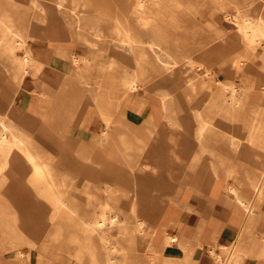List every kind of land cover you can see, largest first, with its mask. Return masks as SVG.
Masks as SVG:
<instances>
[{
    "label": "bare ground",
    "instance_id": "6f19581e",
    "mask_svg": "<svg viewBox=\"0 0 264 264\" xmlns=\"http://www.w3.org/2000/svg\"><path fill=\"white\" fill-rule=\"evenodd\" d=\"M17 6L32 16L0 0V264H9L11 255L14 264H64V254L71 264H198V250L216 264H243L245 258L264 264V0H31L27 8ZM51 37L60 40L55 50L47 43ZM221 43L228 46L223 53L216 48ZM117 45L128 54L118 56ZM225 64L235 72L260 71L252 87L262 99L247 116L245 87L228 73L221 81ZM141 75L148 79L139 87ZM34 77L43 83L32 84ZM57 81L61 87L54 92ZM184 91L190 97H181ZM29 93L36 94L31 101ZM182 102L193 114L175 117V103ZM48 103L56 113L53 127L41 112ZM61 109L68 121L58 118ZM127 109L144 125L161 119L169 128L185 126L180 137L195 145L181 141L179 165L211 174L198 178L208 188L223 175L225 194L245 211L232 240L202 241L204 220L196 214L192 236L167 210L154 220L160 209L143 206L146 195L135 173L128 178L109 161L116 136L137 158L154 132L147 128L138 142L118 130ZM99 122L102 133L80 143L74 127ZM176 139L169 134V143L178 145ZM97 146L108 162L86 166L83 160ZM125 160L130 170L150 169ZM240 172L246 177L238 181ZM181 195L167 198L173 216L192 211L178 202ZM170 225L178 232L169 233ZM175 246L183 253L180 262L166 258Z\"/></svg>",
    "mask_w": 264,
    "mask_h": 264
},
{
    "label": "crops",
    "instance_id": "0c3cea01",
    "mask_svg": "<svg viewBox=\"0 0 264 264\" xmlns=\"http://www.w3.org/2000/svg\"><path fill=\"white\" fill-rule=\"evenodd\" d=\"M52 26L55 27L54 25ZM45 38H44V42L46 43ZM58 41H56L54 37H51L49 38L47 43L51 44V46H53L52 49L55 50L57 47L56 45ZM64 44L65 43L63 41L60 45L64 47L65 46ZM73 47L76 51H82L81 48L77 47L76 42L73 44ZM53 53L54 51L52 52V54ZM54 70L55 69H53V71ZM54 74L57 77V79L60 80V77L62 76L60 71L55 70ZM40 80H41V83H43L44 78H40ZM47 81L50 83L48 79ZM41 83H37V84H41ZM35 95H36L35 93H29V97H30L29 100L31 101V99H34L33 96ZM41 112L42 113L49 112V103L46 104V106L42 108ZM134 113L135 111H132L130 109H127L125 111L124 119L121 121V126L119 127L122 129L123 133H126L129 136L131 135L130 138H133V139L136 138L138 142H141V141H144L145 138L147 137L146 136L148 134L147 128L154 129L153 134H151V136L148 137L149 140L147 143L149 145L150 140L154 141L152 143L154 148H151L150 146L151 144H150L149 145L150 147L148 149L145 150L144 148L143 153L142 152L139 153V155L143 154L144 157H147L145 159V162H141V163L148 164V166L150 167V169H147L145 171H140L141 172L140 181H141V178L145 176L146 172H148L149 175L155 178L160 177L161 179V176L163 175L162 170L160 168L161 164L159 162L161 159L159 158L161 154L157 152H160L159 149L161 148L160 146L162 145V140L167 141L169 150L171 152L170 154H173L174 156L173 160L179 163L178 162L179 160L175 157V154L178 153L177 151L178 147L180 146L181 141H183L185 138L180 137L182 134L180 131H178L179 127L169 128L168 126L162 123L161 119L160 121H157L156 123L153 122L152 124H149V126L144 125L138 120L137 114L136 113L134 114ZM129 114H133L136 116L129 115ZM132 127H136L137 133H135L136 134L135 136H132L130 132ZM169 134L175 135V137L177 138L176 140L178 142L180 141V143L176 146L169 143L168 142ZM171 149L173 152L171 151ZM184 160H185V156H184ZM183 164H185L184 161H183ZM179 166L180 165L178 164V167H176L175 169L174 168L168 169L169 174H165V176H169L170 178L169 179L170 188L165 191L169 192V194H174L176 191H178V193L179 192L182 193V195L179 196L177 199L178 202L187 203V205L191 208V210L192 211L194 210V211L185 212V213L183 212L181 213L180 211H178V214L176 216H173L171 212L168 211V210H171L173 207H171L170 205L168 206V203H167L168 201L166 199L164 200L163 205L161 206L162 209H160L159 216L155 217L154 220L159 221L164 210H167L165 212L166 216L168 218L176 217L180 220L182 219L181 221L183 222L184 233L187 236H192V234L194 233V225L196 224V220L193 215L196 214V215H199V217H202L204 220V222H202L203 229H202L201 238H200L202 241L213 240V241H217L218 243H226L232 240L233 237L235 236L233 227L240 226L243 220L245 211L242 210L237 205H234L231 195L225 194L224 180H223L224 176L221 174L215 176L214 177L215 179L212 180L211 185H209V188H208L204 186L203 182L200 181L198 178L201 176H210L211 174L209 175L201 174L199 170L198 172L194 173V172L186 170L185 168H181ZM127 177L129 178L130 174ZM156 180H158V178H156ZM137 188H138V185H137ZM138 189L140 190V188ZM141 191L146 192L143 189H141ZM167 231L172 234L178 232L176 228H174L171 225L167 227ZM171 250H172L170 252L171 257H175V253H177L178 251L181 252L179 248L177 249L176 246L171 248ZM203 251L204 250L202 251L198 250V252L195 255V258H197L198 260V264H213L212 260L209 258L207 253L205 252L206 253L205 255ZM12 257L13 256L11 255L10 258ZM7 261H9V259ZM15 262L16 260L13 261V259H10L9 264H14ZM256 263L257 262L253 260L252 258H245L243 261V264H256Z\"/></svg>",
    "mask_w": 264,
    "mask_h": 264
},
{
    "label": "rangeland",
    "instance_id": "374dc122",
    "mask_svg": "<svg viewBox=\"0 0 264 264\" xmlns=\"http://www.w3.org/2000/svg\"><path fill=\"white\" fill-rule=\"evenodd\" d=\"M50 1V0H48ZM52 1V0H51ZM55 1V0H53ZM20 2H24V7L27 8V6L31 3V0H10V8L12 7L13 9V12L14 13H22L21 12V8L23 9V7H19L17 5H20ZM29 9L28 12H26L24 9V14H28V18H30L33 13V11ZM30 12H32L30 14ZM131 25V24H130ZM228 25H233L232 22H230ZM132 28L133 25H132ZM227 45L221 43V44H218V46L216 47L219 51H224L225 49H227ZM125 46L124 47H121L120 45H117L116 48H115V51L116 53L118 54V56H120L122 53L123 54H128V52L125 50ZM19 53L21 54L22 51L19 50ZM223 53V52H222ZM122 56V55H121ZM109 54L108 52H106L104 54V59L107 60L109 59ZM230 58V57H229ZM227 58V60L229 59ZM166 57H163L162 60H165ZM254 63H255V66L258 67L260 65L259 63V59L257 57V55H252L251 58H250ZM128 65V64H127ZM209 68H212L214 65L213 64H208ZM228 68V65L225 64L223 65V68L221 69V81H225V74L228 73V75L232 78V80L236 83L237 86L239 87H245V89L247 90L248 92V95H247V103L242 111V115L243 116H247L248 113H249V110H250V107L255 104V105H258V102L260 99H262L261 97V92L258 91L256 88L252 87V84L253 82H255L254 80H256L257 76H259V73L260 71H258L256 69V72H253L251 73L248 69H240L238 72H235V71H231V70H227ZM131 68H129V66L126 67V69L124 70L123 69V73H126V75H130V70ZM140 78L138 79V86H142L144 83H146L148 77L147 75H141L139 76ZM215 78L218 77V72L213 76ZM29 78L31 77H27L26 79H28L29 81ZM61 79H64V75L62 74V76L60 77V80ZM206 80H209V78L205 77ZM31 83H41V80L40 78H37L34 77L33 80H31ZM51 83V82H50ZM61 82L58 83L57 81V84L53 87V91L56 92L61 86ZM92 93H94L95 91L94 90H91ZM82 92H86V90L82 89ZM187 91H184V94L180 95L181 97H190L189 95L186 94ZM227 93V92H226ZM174 93H171V95L173 97H176L173 95ZM171 96V97H172ZM179 96V98H181ZM257 100V101H256ZM253 101H256L255 103ZM116 114H119V112H115ZM187 114V115H192L193 114V106L192 105H185L182 103H175V107H174V111H173V114L175 117H180L182 114ZM53 114H56L55 112H51L49 111L47 113L48 115V118H49V123L48 125L53 127L55 125V121H56V115L53 116ZM58 118H65L66 121H68V115L65 113L64 110H60L59 113L57 114ZM91 116H94L93 114H91ZM121 119L123 120V118L121 117ZM58 120V119H57ZM42 124V122H40V125ZM67 126H72V123H67L66 124ZM193 125V124H191ZM181 127V126H180ZM178 129V131H180L181 133L182 132H185V126L181 127ZM121 128H119L118 130H120ZM75 131V134L77 135L78 139H79V142L82 143L83 145L87 144L88 143V140L89 139H92L93 137L94 138H97L96 135L102 133L101 130H102V123H98L96 125V127H94L93 124H89L87 123L86 125H82V126H75L74 129ZM72 130V131H73ZM122 130V129H121ZM127 130V128H126ZM86 132H89L90 134L89 135H86L85 133ZM132 136H135L137 133L136 132V127H132L131 130H130ZM100 140L103 139L102 136L99 137ZM188 140L190 141V145L194 146V141L191 139H187L186 141L188 142ZM154 141L150 140V146L151 148H154L153 147V143ZM114 149H115V155H114V160H109L110 161V164L113 165V168L116 170H119V171H122L123 174H125L126 176H128L130 174V177L134 176L133 173H135L136 175V178L138 179V188L140 189H143L145 190L146 192L145 195H146V198H145V202H143V206L145 208H152L154 205H156L158 207V209H162L161 206L163 205V202L164 200H166L168 198L169 195V192L165 191L167 189L170 188V178L169 176H165V174H169V170L168 169H172V168H176L178 167V164L175 160H173L174 156L173 154H170V150H169V146L167 144V141L166 140H162V145L160 146L161 148L159 149L160 152H157V153H161V160L159 162H161V164H163L166 168L164 170H162V176H161V179L160 177H156L158 178V180H156L155 177L149 175L148 172L145 173V176H143V178H141V181H140V174L141 172L140 171H133V170H130L127 166H125L123 163L126 162V158H129L130 161L134 162L136 161L137 159H139L140 162H145V159L147 157H144L143 154H141L140 156H138L136 158L135 154L131 151V150H128V149H125L123 147V145L121 144L120 140L118 139V137L116 136L115 140H114ZM148 144H146L145 146V150L148 149L150 146ZM102 146H97V151L95 154H89L88 158L83 160L84 164L86 166H90V165H94L96 167H99L100 166V163H105V162H108V158H106L105 156V152L103 150H101ZM171 148V147H170ZM143 153V152H142ZM138 155V154H136ZM132 158V159H131ZM164 158H166L164 160ZM187 158L188 156L186 155L185 156V160L184 162L187 163ZM136 159V160H135ZM95 161V162H94ZM262 163H264V158L263 160L261 161ZM181 168H184L183 166H180ZM30 170L27 168L25 173H29ZM143 174V173H142ZM257 174V172H256ZM129 177V178H130ZM246 176L244 174H242L241 172L236 174L234 176V178L238 181H240L242 178L244 179ZM133 178V177H132ZM141 185V186H140ZM131 192H129V197L131 198L130 196ZM129 197H127V200L130 201ZM105 198V196L103 197V195H101V200H103ZM142 199H140L141 201ZM150 212V210H149ZM160 212V211H159ZM158 212V213H159ZM142 217L144 218V216L142 215ZM143 246H139L138 248V252L140 254L143 253ZM178 249V248H177ZM180 250V249H179ZM228 252H224L222 254V259L225 260L227 258V255H228ZM203 253L206 255L205 251H203ZM169 254V253H167ZM170 255V254H169ZM62 258H65V262L64 264H71V261L68 259L67 260V256L64 254ZM166 258H172L171 260L172 261H177V262H180L181 261V258H182V253L181 252H177L175 253V257H170V256H166ZM7 260L9 259H12V258H6ZM54 264H60V263H54ZM177 264H180V263H177ZM213 264H216L214 263V260H213Z\"/></svg>",
    "mask_w": 264,
    "mask_h": 264
}]
</instances>
